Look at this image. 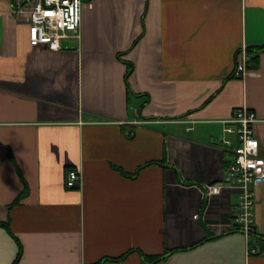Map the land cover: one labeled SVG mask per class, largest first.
Here are the masks:
<instances>
[{"label":"crops","instance_id":"0c3cea01","mask_svg":"<svg viewBox=\"0 0 264 264\" xmlns=\"http://www.w3.org/2000/svg\"><path fill=\"white\" fill-rule=\"evenodd\" d=\"M21 1L0 0V221L14 235L0 225V264L17 239L18 264H264L260 243L250 253L220 226L239 191L207 193L238 108L256 113L264 156V0H83L58 51L30 45ZM243 46L258 62L234 77ZM256 199L264 235V183Z\"/></svg>","mask_w":264,"mask_h":264},{"label":"built area","instance_id":"2783aa9c","mask_svg":"<svg viewBox=\"0 0 264 264\" xmlns=\"http://www.w3.org/2000/svg\"><path fill=\"white\" fill-rule=\"evenodd\" d=\"M82 8L83 0H25L15 4L14 10L26 17L32 47L46 46L52 51H58L62 49V41L69 33L79 31ZM237 54L233 74L241 77L250 65L251 56L246 46ZM257 121L256 113L247 107L238 108L235 116L228 120L232 126L225 130L237 136L234 155L226 166L222 183L207 185L209 195L219 194L223 188L239 191L237 215L220 226L224 232L239 231L247 238L257 230L254 221L256 189L264 183V156L259 155V141L254 135ZM220 142L225 145L233 144L231 139L226 138ZM81 180L79 172L70 171L65 183L68 188H77ZM194 217L197 218L198 214Z\"/></svg>","mask_w":264,"mask_h":264},{"label":"trees","instance_id":"16d2710c","mask_svg":"<svg viewBox=\"0 0 264 264\" xmlns=\"http://www.w3.org/2000/svg\"><path fill=\"white\" fill-rule=\"evenodd\" d=\"M260 51L261 50L260 49H257V48H248V52H249V54L251 56L250 66H255L257 64ZM132 70H133V65L129 63V67H128L127 74H126V79H128V77L132 73ZM232 76L235 77L234 74ZM141 168H142V166L135 173V175L138 174V172L141 170ZM0 225L1 226H5L11 232L10 226H9V223L8 222L0 221ZM12 235H13V233H12ZM17 241H18V244H19V251H18V254H17L16 259L13 261L12 264H18L19 261L22 258V255H23V246H22L21 242L18 239H17ZM248 243H249V251H250V253H256V252L259 251L258 250V247H257V243L258 244L260 243L259 244L260 245V249H261V251H264V235H259L258 232H257V230L255 232H252L251 235L248 237ZM194 246H196V245H194ZM253 249L255 250L254 252L252 251ZM129 253L130 252H128V253L120 256V257L104 258L101 261L96 262V263H93V264H104V262L107 261V260H110V261H121V260L125 259L128 256ZM141 256H142L143 260L147 264H155V263L159 262L160 260L164 259L167 255L166 254H161V255H148V254L141 253Z\"/></svg>","mask_w":264,"mask_h":264}]
</instances>
